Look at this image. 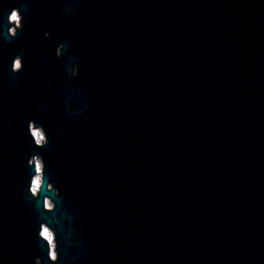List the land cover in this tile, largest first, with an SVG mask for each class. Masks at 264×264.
Returning <instances> with one entry per match:
<instances>
[{
	"label": "water",
	"instance_id": "water-1",
	"mask_svg": "<svg viewBox=\"0 0 264 264\" xmlns=\"http://www.w3.org/2000/svg\"><path fill=\"white\" fill-rule=\"evenodd\" d=\"M88 3L0 42V264H264V0Z\"/></svg>",
	"mask_w": 264,
	"mask_h": 264
},
{
	"label": "flooded vegetation",
	"instance_id": "flooded-vegetation-1",
	"mask_svg": "<svg viewBox=\"0 0 264 264\" xmlns=\"http://www.w3.org/2000/svg\"><path fill=\"white\" fill-rule=\"evenodd\" d=\"M88 0H0V42L1 48L4 46L7 48L9 45L16 43V48L13 49V69L14 71H18L22 67V53L25 52L26 42L32 43V47H35L39 41H43L44 39H48L50 37V32L45 30L43 31L40 26L41 21L52 22L57 21L61 16L59 13H54L55 17L52 20H49L48 16H46V12H51L56 10H61L62 12H67V15L75 17V15L79 11H85L88 9ZM7 12V21L5 26L6 34H4L3 28V16ZM44 12V13H42ZM13 14L17 17L16 20L12 19ZM41 15L45 16L41 19ZM58 16V17H57ZM61 40V39H60ZM11 42V44H10ZM58 53L60 54V47L58 48ZM17 62H19V67H17ZM77 73V69L74 71ZM30 132L32 136L35 138V142L37 144H45L47 141L46 132L43 130L41 126L36 127L35 121L32 120L30 122ZM39 157L36 155L33 157L34 159ZM38 167V166H37ZM47 207L51 206L48 205ZM45 230H50L45 227L42 230V236ZM49 236H45L50 243L51 254L53 258H55L54 245H55V236H53V232L49 231Z\"/></svg>",
	"mask_w": 264,
	"mask_h": 264
},
{
	"label": "rangeland",
	"instance_id": "rangeland-1",
	"mask_svg": "<svg viewBox=\"0 0 264 264\" xmlns=\"http://www.w3.org/2000/svg\"><path fill=\"white\" fill-rule=\"evenodd\" d=\"M36 159L39 160V162L37 164V166H38V172L36 173V175L34 177L33 187L36 188L37 191H38L39 186H40V183L42 181V163H40L41 162L40 157H37ZM48 205H51L50 202L48 203ZM49 231H51V230H49ZM49 231L47 230V232H49Z\"/></svg>",
	"mask_w": 264,
	"mask_h": 264
},
{
	"label": "snow or ice",
	"instance_id": "snow-or-ice-1",
	"mask_svg": "<svg viewBox=\"0 0 264 264\" xmlns=\"http://www.w3.org/2000/svg\"><path fill=\"white\" fill-rule=\"evenodd\" d=\"M16 19H17V17L15 16V19H13V20H16ZM19 66H20L19 65V62H17V67H19ZM43 235L46 236V237L49 235L48 232H47V230L44 231Z\"/></svg>",
	"mask_w": 264,
	"mask_h": 264
},
{
	"label": "clouds",
	"instance_id": "clouds-1",
	"mask_svg": "<svg viewBox=\"0 0 264 264\" xmlns=\"http://www.w3.org/2000/svg\"><path fill=\"white\" fill-rule=\"evenodd\" d=\"M12 19H15V15L13 14Z\"/></svg>",
	"mask_w": 264,
	"mask_h": 264
}]
</instances>
